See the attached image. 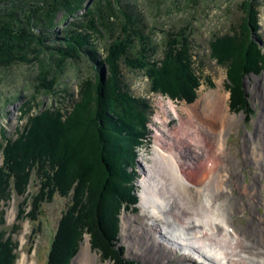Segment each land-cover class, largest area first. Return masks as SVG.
I'll return each mask as SVG.
<instances>
[{"label": "trees", "instance_id": "1", "mask_svg": "<svg viewBox=\"0 0 264 264\" xmlns=\"http://www.w3.org/2000/svg\"><path fill=\"white\" fill-rule=\"evenodd\" d=\"M137 6L125 0H0V71L16 63L35 62L38 80L46 82L41 86L55 93L53 87L68 61L83 57L98 68L105 64L108 71L104 83L99 77L96 82L82 83L74 108L65 117L45 110L18 128L17 136L0 141L4 155L0 201L6 202L12 194L22 196L32 172L38 187L29 196L30 220L36 219L40 204L53 194L70 195L46 264H66L76 250L80 225L89 233L91 244L115 264H137L123 258V247L116 248L117 215L121 205L132 206L137 201L135 173L129 169L137 146L143 144L152 108L147 98L131 92L122 65L145 72L151 92L191 102L197 86L191 75L188 35L167 33V51L157 67L151 60L156 46ZM257 7L258 0L244 3L238 29L209 41L216 59L227 62L223 64L234 109L245 102L243 74L264 72ZM59 21L64 23L59 44L46 45V37L55 33ZM100 40L102 49L97 44ZM27 198L23 197L24 204ZM15 247V241L0 228V264H14Z\"/></svg>", "mask_w": 264, "mask_h": 264}, {"label": "rangeland", "instance_id": "2", "mask_svg": "<svg viewBox=\"0 0 264 264\" xmlns=\"http://www.w3.org/2000/svg\"><path fill=\"white\" fill-rule=\"evenodd\" d=\"M125 1L138 5L136 8L143 17L146 31L151 33V38L156 46L151 60L156 63L157 67L161 65L167 51L166 44L164 45V41H167V33L174 34L178 32L188 35L192 58V63L190 64V68H192L191 75L195 77L197 86L194 87L195 98L190 103L184 98H173L161 93L151 92L150 82L145 72L130 70L122 65L124 81L129 85L134 95L145 97L149 100L152 113L149 116L145 131L146 135L142 139L146 140V142L137 146L135 162L132 169H129L135 173L133 187L135 188L134 191L136 190L134 194L137 197V201L135 205H127L126 207L121 205L119 207L117 217L120 229L116 248L124 247L123 258L137 261L140 264H193L189 259L182 261L183 253L180 254V252L176 255H174V252V254H169L170 258L167 259L163 256L164 250L159 244H154L153 247L161 255L159 257L164 259L153 262L149 257H142L147 249L143 248L141 242L146 240V234H150L147 224L152 221L147 222L150 217L147 216L145 218L144 214L147 212L142 211L139 206L143 192L141 179L145 177L143 166L152 162L150 155L153 153V147L156 143L154 134L161 133L163 135L161 138L164 141L162 145L165 144L166 150L173 152L175 150L174 153L177 155L180 149L177 147L175 139L179 137L181 123L192 120L189 114L190 107L201 100L199 109L201 111L204 110L205 114H209L213 108L206 109L208 105L207 96L211 97L212 95L213 97L216 92H220L221 95H225V102L222 103H224L227 111L237 117V121L226 128L224 132L227 147L226 155L212 158L210 152L205 148L206 145L204 146V152L197 149L194 150L193 145L189 141L190 138L195 139L193 135L187 138V144L190 147L188 151L185 149V155H193L188 157L189 159L187 158V162L192 166L194 164L198 165L199 170H206L210 167L213 160H217L220 163L217 167L219 171L234 170L242 172V180L240 175L238 179L244 186L250 187L256 180H261L260 182L264 183V161H257L258 163L253 160L248 161L245 152L252 149L253 138L255 137V140H257L259 121H262V117H264V72H247L243 74L241 87L245 94V102L241 104L239 109L231 108L232 106L230 107L229 105L232 103L230 100L231 96H233V91L227 78V68L223 64L227 62L221 63V61H218L209 47V41L215 37H226L238 29L244 13L243 4L249 0ZM257 9L261 27L257 31L261 36V40L258 42L261 47H264V0H258ZM57 17L60 19L61 15L58 14ZM63 24L61 21L57 23L54 28L55 33L46 37V45L54 46L59 44L58 37L61 36ZM257 33L254 35L255 39H258ZM97 44L102 49L103 41L100 40ZM102 67L105 70L104 75L107 76L106 65L102 64ZM37 77L38 64L35 62L16 63L0 71V141H4L5 137L12 139L17 136L18 128L27 123L30 117L38 116L45 110L51 113L60 112L62 117L68 115L74 108L73 104L78 97V90H80L82 83L88 79L91 82H96V79L100 78V68L93 66L90 61L83 57L76 61H68L53 87V90L56 89L58 91L57 93L53 91L46 92L44 87L41 86V83L45 84L46 82L38 80ZM164 105L170 107L169 111L164 110ZM191 124H194L193 126L196 130L197 128L200 129L198 124L192 122ZM200 136L202 137V135ZM253 147L257 151L259 150L257 145H253ZM185 158L182 157L181 160H185ZM196 159L198 161H195ZM3 160L4 155L0 151V165ZM185 168H187V165ZM258 173L260 178H257ZM35 178L36 176L32 172V176L25 188L26 191L22 196L19 195L18 197L12 194L6 202H0V212L4 210V223L0 225V228L4 229L6 235L16 243L14 250L16 255L15 264H46L49 247L57 231L59 219L70 204V195L63 196L55 193L50 199L40 204L36 219L29 220L30 217L27 213L31 209L29 196L38 187ZM238 179L236 177L237 181ZM230 184L232 185V197L239 200L240 198H246L245 195L240 194L233 181H230ZM257 184L260 185L259 182ZM263 192L261 190L262 194H264ZM25 196L28 198L24 204L22 200ZM23 204L24 206H22ZM116 205V203L113 204V210H116ZM21 209H24V212L19 215L18 212ZM252 214L256 218L264 217V202L256 206L254 211L246 209L233 215V224L245 234L249 232L248 230L255 231L257 222L251 220ZM128 218H133L134 221L128 223ZM144 221L147 222L145 227L147 226L149 232L146 231V233L142 234L139 227L143 225ZM153 223L154 226L158 225L154 221ZM80 226V237H78L76 250L68 257L66 264H79L80 260H82L80 264H114L109 256L104 255L97 247L90 244L89 233L85 232L82 225ZM159 235H162V233H159L157 237ZM151 237L152 233L150 234ZM138 238L141 241L136 244ZM154 240L155 238H153ZM147 243H149L148 240ZM88 247H90L89 262L86 259L88 258L86 254H83V252H88ZM166 250L171 252L170 248ZM150 256L154 257L152 254ZM152 260L155 259L152 258ZM194 264L201 263L195 261Z\"/></svg>", "mask_w": 264, "mask_h": 264}, {"label": "bare ground", "instance_id": "3", "mask_svg": "<svg viewBox=\"0 0 264 264\" xmlns=\"http://www.w3.org/2000/svg\"><path fill=\"white\" fill-rule=\"evenodd\" d=\"M220 95V92H216L213 97L207 96L206 109L213 108L209 114L199 109L201 100L190 107L189 114L192 120L181 123L179 137L175 139L180 149L177 154L179 156L175 155V150L173 152L165 149L161 133L154 134L156 143L150 155L152 162L143 166L145 177L141 179L143 192L139 204L142 211L147 212L144 214L145 218L150 217L147 222L152 220L147 224L152 237L146 234V240L141 242L143 248L147 249L142 257H149L153 262L164 259L159 257L161 255L153 247L154 244H159L166 258H169V253L171 254L167 248H172L174 253L183 248L189 255L183 253L182 261H187L191 254H200L210 264H264V217L256 218L252 214L251 220L257 222V228L255 231L248 230L247 234L237 229L232 218L246 209L254 211L256 206L264 202V194L261 193V190L264 191V183L256 180L252 186H244L238 179L240 175L242 180V172L219 171L217 167L220 163L217 160H213L208 169L199 170L198 165L192 166L187 162V158L193 155H185V151L190 147L187 138L193 135L195 139L190 138L189 141L194 150L204 152L206 148L212 158L226 155L224 132L237 121V117L227 111L222 103L225 102V95ZM163 108L169 111L170 107L164 105ZM262 119L259 121L257 140L254 137L251 151H245L248 161H264V117ZM191 122L198 124L200 129L196 130ZM253 145H257L259 150L257 151ZM182 157H186L185 160H181ZM257 178H260L259 173ZM230 181L235 183L241 195L246 196L245 199L232 197ZM133 221V218H128V223ZM145 221L139 227L142 234L149 232L147 226L145 227L147 223ZM153 221L158 225L154 226ZM159 233L162 235L158 238ZM140 241L138 238L136 244ZM87 251L82 252L86 254L89 262L90 247ZM151 254L154 257L150 256Z\"/></svg>", "mask_w": 264, "mask_h": 264}, {"label": "water", "instance_id": "4", "mask_svg": "<svg viewBox=\"0 0 264 264\" xmlns=\"http://www.w3.org/2000/svg\"><path fill=\"white\" fill-rule=\"evenodd\" d=\"M104 73H105L104 67H100V79L102 83H104V80L106 78V75H104Z\"/></svg>", "mask_w": 264, "mask_h": 264}]
</instances>
